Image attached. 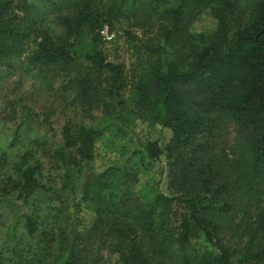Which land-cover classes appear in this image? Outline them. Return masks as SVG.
Masks as SVG:
<instances>
[{
  "label": "trees",
  "instance_id": "trees-1",
  "mask_svg": "<svg viewBox=\"0 0 264 264\" xmlns=\"http://www.w3.org/2000/svg\"><path fill=\"white\" fill-rule=\"evenodd\" d=\"M104 1L73 0L48 22L38 0H0V60L32 39L28 66L75 70L67 85L88 109L167 131L166 142L135 152L164 179L150 177L147 197L136 191V171L96 174L89 164L101 130L67 122L50 154L63 170L59 188L41 183L32 150L6 181L18 229L6 233L0 264H110L103 252L112 264H264V0ZM122 14L148 36L129 103L120 96L124 67L97 50L101 28L112 30ZM203 15L213 28L197 32ZM83 35L94 49L76 55L67 42ZM102 74H110L103 88ZM38 195L68 212L43 214Z\"/></svg>",
  "mask_w": 264,
  "mask_h": 264
},
{
  "label": "rangeland",
  "instance_id": "rangeland-1",
  "mask_svg": "<svg viewBox=\"0 0 264 264\" xmlns=\"http://www.w3.org/2000/svg\"><path fill=\"white\" fill-rule=\"evenodd\" d=\"M71 1L73 0H38L37 12L49 22L55 16L66 13L64 7L70 6ZM108 2L105 0L104 5ZM107 28L111 35L110 40H103L100 30V44L97 50L102 52L107 62L124 67V89L120 96L122 101L129 103L134 93V83L146 64V57L140 50V44L145 43L148 36L144 34L143 28L135 26L133 19L123 14L114 20L112 30L108 26ZM212 28L213 22L206 15H203L194 26L197 32H206ZM67 43L72 45L71 51L76 55L90 54L94 49L89 35L69 39ZM34 48L30 39L23 46L20 55L0 60V245L12 227L18 229L16 205L19 202L15 200V194L6 193L7 179L16 178V168L20 165L21 156L32 150L36 157L29 163H34L37 158L41 160V183L47 187L59 188L63 170L58 168L50 154L62 145L61 130L67 122L101 130L89 164L90 169L96 174L110 168L122 169L123 173L136 171L138 183L135 189L147 197L150 196L147 194L151 188L150 177L156 180L164 179L159 173L160 166L154 164L147 172L145 169L148 162L144 160L141 163L135 152L138 144L154 141L161 136L166 142L169 138L167 131L162 133L160 127L146 122L121 124L122 122L110 114V111L105 112L102 107L88 109L84 101L73 91V86L67 85L68 80L76 77L75 70L39 71L28 66L26 59ZM98 77L103 88V79L110 77V74ZM114 176H108L107 180L116 182ZM81 180L82 178L78 183ZM36 199L37 204L42 206L43 214L45 208L50 209L46 213L49 212L52 216L57 215L58 211L65 214L68 212L67 204L61 200L49 201L42 195L36 196ZM22 212L29 213V209L25 207ZM102 255L112 264V258L108 253L103 252Z\"/></svg>",
  "mask_w": 264,
  "mask_h": 264
},
{
  "label": "built area",
  "instance_id": "built-area-1",
  "mask_svg": "<svg viewBox=\"0 0 264 264\" xmlns=\"http://www.w3.org/2000/svg\"><path fill=\"white\" fill-rule=\"evenodd\" d=\"M100 35L102 36L103 40H105V41L110 40L111 35L109 34L107 26L102 27Z\"/></svg>",
  "mask_w": 264,
  "mask_h": 264
}]
</instances>
